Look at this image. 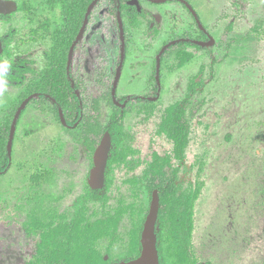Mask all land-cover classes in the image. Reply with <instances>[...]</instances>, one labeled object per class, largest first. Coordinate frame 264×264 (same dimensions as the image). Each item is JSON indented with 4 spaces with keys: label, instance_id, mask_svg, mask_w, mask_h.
Segmentation results:
<instances>
[{
    "label": "rangeland",
    "instance_id": "obj_1",
    "mask_svg": "<svg viewBox=\"0 0 264 264\" xmlns=\"http://www.w3.org/2000/svg\"><path fill=\"white\" fill-rule=\"evenodd\" d=\"M191 3L209 31L211 49L229 23L232 48L227 52L223 45L218 54L224 62L213 64V54L192 46L195 58L190 64L164 68L156 104L128 114L124 121L143 166L128 171L124 164H114L110 184L100 193L105 198L90 203L86 214L91 220L106 219L121 210L115 234L101 239L98 247L101 253L110 250L113 259L127 254L130 235L149 205L146 192L128 180L147 170L155 155H173V143L159 133L160 124L166 108L184 98L190 80L203 67L202 78L208 81L199 99L206 103L191 120L187 165L192 164V172L183 173L186 181L192 178L194 187H200L188 252L195 264H264V0ZM155 8L180 32L191 20L180 3ZM149 21L145 18L142 29L134 33L138 49L121 81L120 98L145 92L160 47L158 31L164 29L151 30ZM8 99L6 92L0 93V116ZM108 113L104 107L102 121ZM89 154L86 145L56 121L32 109L24 114L13 145L12 167L0 177V264H27L36 254L40 232L29 236L24 227L30 213L44 219L72 217V204L88 183ZM35 174H42L38 184L31 178ZM168 222L167 216L164 246Z\"/></svg>",
    "mask_w": 264,
    "mask_h": 264
},
{
    "label": "flooded vegetation",
    "instance_id": "obj_2",
    "mask_svg": "<svg viewBox=\"0 0 264 264\" xmlns=\"http://www.w3.org/2000/svg\"><path fill=\"white\" fill-rule=\"evenodd\" d=\"M169 2L180 3L191 18L181 32L169 23L168 18L155 13L157 5ZM149 17L156 19L154 21ZM145 18L150 20L151 30L164 28L163 31H158L160 47L146 80L145 92L142 95L120 98L121 81L127 66L131 64L132 53L138 49L134 33L142 29ZM232 32L233 26L229 23L219 39L212 43L214 47L211 49V44L208 43L209 31L203 27L191 0H0V93L6 92L9 95L7 106L3 108L0 116V125L9 120V164L5 172H0V177L6 175L12 167L17 130L24 114L32 109L43 118L56 121L75 141L85 144L91 163L85 191L72 204V217L60 214L41 218L40 223L45 224L44 230L51 233L60 225L71 224L79 211L78 215L83 217L82 223L107 220L111 213L106 219L96 220L88 218L86 213L90 203L105 198L100 196V193L110 184L109 175L113 165L124 164L128 171L139 170L140 166H143L140 152L134 144V135L128 133V129L124 127L127 115L144 111V108L156 104L164 68L170 65L177 69L190 64L195 58L194 51L190 49L192 46L207 55L213 54V64L224 62L225 58L220 57L218 51L225 44L227 52L232 48ZM204 73L202 67L199 75L190 80L184 98L168 106L189 100L185 108L190 123L188 145L192 131L191 120L206 103L204 98L199 99L208 81L202 78ZM104 107L108 108L109 113L106 120L102 121ZM15 119L16 127L10 151L9 138ZM107 133L111 138V148L105 169V183L102 188H95L90 184L95 152ZM159 133L167 136L161 131V124ZM167 138L170 139L168 136ZM188 145L183 156L178 158L173 143L172 156L162 158L159 154L155 155L147 170L143 168L140 174L133 175L128 180L136 185L139 191L145 192L147 171L157 159L164 163L161 170L165 172L164 179L157 180L160 181L161 189L155 188L160 197L156 232L161 241V224L168 216L162 202L166 190H171L177 202L176 219L181 221L185 217L186 232L190 228V235L193 232L195 187L192 178L186 181L183 176L184 172L187 175L192 172V164L187 165ZM174 161L176 163H173ZM41 177L42 174H35L31 178L38 184ZM149 177L152 175L149 174ZM155 189L152 190L151 197H148L149 205L145 219ZM138 212H141V209ZM28 217L24 222L27 234L33 236L40 232L41 238L43 229H34L35 216L30 213ZM105 237L109 236L101 237L95 245L99 253L101 252L98 244ZM139 241L141 245V237ZM39 243L36 253H39ZM127 250L126 253H129V246ZM102 254L108 264L129 261L123 259L126 254L119 259H113L110 250Z\"/></svg>",
    "mask_w": 264,
    "mask_h": 264
},
{
    "label": "trees",
    "instance_id": "obj_3",
    "mask_svg": "<svg viewBox=\"0 0 264 264\" xmlns=\"http://www.w3.org/2000/svg\"><path fill=\"white\" fill-rule=\"evenodd\" d=\"M188 99L181 103H176L168 107L163 116L161 131L174 143V151L178 158H181L188 145L190 134V123L186 116V106ZM9 133V120H5L0 125V172L3 173L8 168L9 156L7 151V141ZM164 163L155 160L153 165L147 171L146 194L151 197L152 190L160 188V181L164 179L165 172L161 171ZM149 174L152 177H149ZM162 176V177H161ZM200 193V187L193 190V206ZM163 195V194H162ZM171 195V196H170ZM164 197V198H163ZM163 205L167 210L169 222L166 225L169 233L164 240L158 236V250L161 264H167V257L172 258L173 264H195L188 252L190 245L191 228L186 232V220L178 221L176 211V200L171 194V190H166L162 196ZM122 211L116 209V212L110 214L107 220H98L94 223H82L78 214L71 224L58 226L56 230L48 233L44 230L45 224L40 223L41 217H34V229H43L41 232V242L38 245V252L28 262V264H108L104 260V255L99 253L95 247L98 240L103 236H112L118 229V222ZM145 216L140 219L137 227L130 235L129 253L123 257L130 260L140 254V237ZM165 226L163 222L161 228ZM164 239V238H163ZM168 257V258H169ZM169 264V263H168Z\"/></svg>",
    "mask_w": 264,
    "mask_h": 264
},
{
    "label": "water",
    "instance_id": "obj_4",
    "mask_svg": "<svg viewBox=\"0 0 264 264\" xmlns=\"http://www.w3.org/2000/svg\"><path fill=\"white\" fill-rule=\"evenodd\" d=\"M16 119L14 120L9 138V150L11 151ZM111 148V138L107 133L95 152V165L91 171L90 184L95 188H102L105 183V169ZM160 208L159 191L155 189L152 194L150 208L146 216L141 234L140 255L129 261H120L111 264H161L157 247V220Z\"/></svg>",
    "mask_w": 264,
    "mask_h": 264
}]
</instances>
